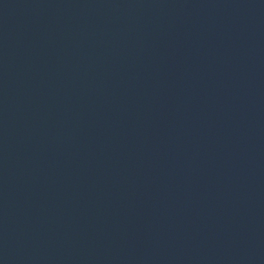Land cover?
<instances>
[{"label": "water", "instance_id": "obj_1", "mask_svg": "<svg viewBox=\"0 0 264 264\" xmlns=\"http://www.w3.org/2000/svg\"><path fill=\"white\" fill-rule=\"evenodd\" d=\"M0 264H264V0H0Z\"/></svg>", "mask_w": 264, "mask_h": 264}]
</instances>
